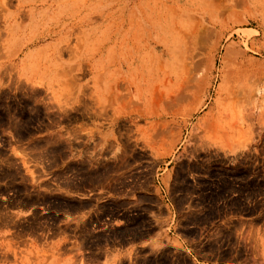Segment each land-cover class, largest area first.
<instances>
[{
    "label": "rangeland",
    "instance_id": "obj_1",
    "mask_svg": "<svg viewBox=\"0 0 264 264\" xmlns=\"http://www.w3.org/2000/svg\"><path fill=\"white\" fill-rule=\"evenodd\" d=\"M0 264H264V0H0Z\"/></svg>",
    "mask_w": 264,
    "mask_h": 264
},
{
    "label": "crops",
    "instance_id": "obj_2",
    "mask_svg": "<svg viewBox=\"0 0 264 264\" xmlns=\"http://www.w3.org/2000/svg\"><path fill=\"white\" fill-rule=\"evenodd\" d=\"M127 249H129V248H127ZM123 252H125L124 250H122Z\"/></svg>",
    "mask_w": 264,
    "mask_h": 264
}]
</instances>
